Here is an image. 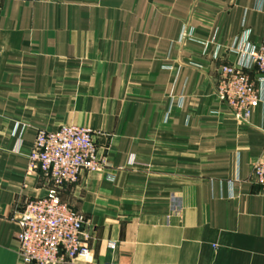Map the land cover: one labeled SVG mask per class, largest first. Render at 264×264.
<instances>
[{
  "label": "crops",
  "instance_id": "0c3cea01",
  "mask_svg": "<svg viewBox=\"0 0 264 264\" xmlns=\"http://www.w3.org/2000/svg\"><path fill=\"white\" fill-rule=\"evenodd\" d=\"M245 29L264 39V0H0V264H24L16 217L53 186L27 153L61 124L103 160L57 188L86 220L89 255L66 264H264V83L245 124L213 94Z\"/></svg>",
  "mask_w": 264,
  "mask_h": 264
},
{
  "label": "built area",
  "instance_id": "2783aa9c",
  "mask_svg": "<svg viewBox=\"0 0 264 264\" xmlns=\"http://www.w3.org/2000/svg\"><path fill=\"white\" fill-rule=\"evenodd\" d=\"M193 35V28L183 26L179 41ZM220 50V46L215 45L212 57L219 58ZM225 50L235 60L219 66L213 94L238 124H245L260 100L257 85L264 83V39L251 43L249 30L245 29L232 38ZM27 127L16 123L11 130L15 152L23 145ZM27 158V171L39 172L49 178L53 186L43 196L29 199L16 217L21 261L24 264H66L86 259L89 255V247L83 240L86 220L82 213L60 199L57 188L74 183L82 171L102 170L103 160L98 156L91 129L75 124H61L53 130L37 128ZM251 174L264 194V153L252 162Z\"/></svg>",
  "mask_w": 264,
  "mask_h": 264
}]
</instances>
